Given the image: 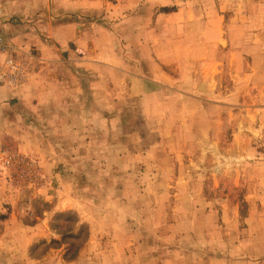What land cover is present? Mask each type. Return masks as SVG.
Returning <instances> with one entry per match:
<instances>
[{"label":"rangeland","instance_id":"rangeland-1","mask_svg":"<svg viewBox=\"0 0 264 264\" xmlns=\"http://www.w3.org/2000/svg\"><path fill=\"white\" fill-rule=\"evenodd\" d=\"M0 40V264H264V0H3Z\"/></svg>","mask_w":264,"mask_h":264},{"label":"built area","instance_id":"built-area-1","mask_svg":"<svg viewBox=\"0 0 264 264\" xmlns=\"http://www.w3.org/2000/svg\"><path fill=\"white\" fill-rule=\"evenodd\" d=\"M1 1L2 0H0V2ZM3 51H4V47L1 44V40H0V68H1L2 63H3V57H2ZM10 162L11 161H10L9 158L0 157V177L5 176V175L8 174L9 167H10Z\"/></svg>","mask_w":264,"mask_h":264},{"label":"crops","instance_id":"crops-1","mask_svg":"<svg viewBox=\"0 0 264 264\" xmlns=\"http://www.w3.org/2000/svg\"><path fill=\"white\" fill-rule=\"evenodd\" d=\"M3 1V0H2ZM2 1L0 2V13H1V4H2ZM7 29V32H8V28H6ZM6 29H4V31H5V34H7L6 36L8 37V39L10 40V42H11V40H12V37L10 36V34H9V32L7 33L6 32ZM69 37H67L65 40H66V43H68L70 40L68 39ZM13 41V40H12ZM64 41V40H63ZM63 41H61V43H63ZM12 43V42H11ZM4 51H5V48H4ZM4 51H3V54H2V57L4 56Z\"/></svg>","mask_w":264,"mask_h":264}]
</instances>
